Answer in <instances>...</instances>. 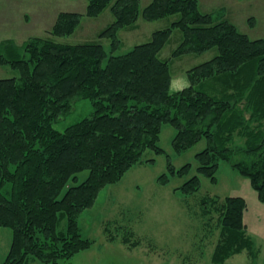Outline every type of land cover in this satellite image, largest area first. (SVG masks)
Here are the masks:
<instances>
[{
	"label": "trees",
	"instance_id": "trees-1",
	"mask_svg": "<svg viewBox=\"0 0 264 264\" xmlns=\"http://www.w3.org/2000/svg\"><path fill=\"white\" fill-rule=\"evenodd\" d=\"M111 2L89 0L87 15H99ZM112 11L116 21L102 36L117 46V31L135 23L140 2L117 0ZM142 14L151 21L181 18L124 54L108 55L100 43L35 40L28 56L9 62L17 75L0 78V228L13 230L3 264H59L90 249L93 241L81 234L80 214L148 148L164 152L158 142L165 124L176 130L173 146L179 153L204 138L208 143L196 154L198 174L178 188L184 194L200 190L199 175L216 183L226 161L250 179L264 203V38L251 39L225 17L203 12L199 0H153ZM80 18L63 13L54 34L71 33ZM174 28L183 33L174 57L218 49L187 72L189 85L178 91L171 89L169 60L159 56ZM77 98L92 101V115L57 128ZM192 168V163L177 170L170 165L159 183L168 184L170 175H188ZM199 203L205 216L221 215L214 264L243 251L257 257L244 197H205ZM124 240L138 242L131 236Z\"/></svg>",
	"mask_w": 264,
	"mask_h": 264
},
{
	"label": "rangeland",
	"instance_id": "rangeland-1",
	"mask_svg": "<svg viewBox=\"0 0 264 264\" xmlns=\"http://www.w3.org/2000/svg\"><path fill=\"white\" fill-rule=\"evenodd\" d=\"M116 1L112 0L99 15L88 16L89 0H0V78L17 75L9 62L17 55L28 56L29 47L35 40H52L63 45L100 43L108 55L124 54L136 45L150 41L154 32L172 26L181 18V15L174 14L147 20L142 11L153 0H139L141 13L138 19L117 31L118 44L115 46V40L102 36V33L116 21L112 11ZM199 2L203 12L225 17L251 39L264 38V0ZM63 13L79 14V25L69 34L55 35L54 28ZM182 38V30L174 28L159 56L169 60L172 80L186 79L188 84L187 72L211 60L218 54V49L174 57ZM112 47L116 49L112 51ZM107 61L104 60L103 64L106 65ZM92 113V101L77 98L56 127L63 130ZM175 133L173 126L165 124L158 142L164 152L157 153L148 148L140 162L120 181L105 187L95 204L80 214L81 234L93 244L70 260H60L59 264H214L211 259L221 238V215L213 211L212 215L205 216L199 202L205 197L223 200L229 196H241L247 200L245 221L260 252L254 258L248 251H243L230 257L225 264H264V203L258 198L250 179L223 161L216 183L199 175L202 181L200 190L184 194L178 188L198 174L196 154L208 143L204 138L179 153L173 146ZM187 163L193 164L188 175H170L168 184L159 183V177L169 173L170 165L177 170ZM87 175V171L83 172L80 178L83 180ZM130 236L131 241H140L138 246L133 248L122 242ZM12 240L13 230L1 227L0 264L7 257ZM31 264L47 263L37 260Z\"/></svg>",
	"mask_w": 264,
	"mask_h": 264
},
{
	"label": "crops",
	"instance_id": "crops-1",
	"mask_svg": "<svg viewBox=\"0 0 264 264\" xmlns=\"http://www.w3.org/2000/svg\"><path fill=\"white\" fill-rule=\"evenodd\" d=\"M189 85V81H188V84H187V81H186V79H180V81L179 80H177L176 78H173V80H172V84H171V89H172V91H178V90H181V89H183V88H185V87H187ZM245 218V217H244ZM246 222V221H245ZM122 242L124 243V244H126V245H132V247L134 248V247H136V246H138L139 245V240H138V242L135 244V245H133V244H130V243H126L125 242V240L123 239L122 240ZM212 260V259H211ZM213 262V261H212ZM183 264V263H182Z\"/></svg>",
	"mask_w": 264,
	"mask_h": 264
}]
</instances>
